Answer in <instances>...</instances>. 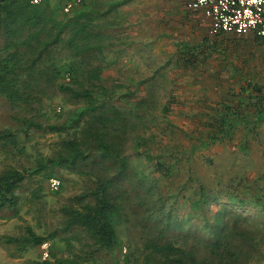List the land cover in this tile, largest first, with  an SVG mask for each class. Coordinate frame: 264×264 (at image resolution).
<instances>
[{"label":"trees","instance_id":"16d2710c","mask_svg":"<svg viewBox=\"0 0 264 264\" xmlns=\"http://www.w3.org/2000/svg\"><path fill=\"white\" fill-rule=\"evenodd\" d=\"M34 1L0 0V98L16 109L35 113L33 116H39V104L42 107L43 102L51 101L49 90L61 93L76 106L60 124L20 117L17 130H0V144L22 150L19 146L31 130L56 134L61 139L51 155L36 156L34 173L47 175L64 169L91 181L87 192L72 197L62 207V223L50 235L54 241L59 234H74L64 238L69 255L58 257L52 247V254L37 264H99L105 254L123 251L130 228L140 229L144 244L140 248L129 246L124 260L114 264H264V228L257 229L247 215L224 206L216 214L207 212L210 194L204 185L199 186L197 197L191 198L196 199L186 221L172 215L163 195L158 203H151L155 206L150 210L145 208L147 198L155 194L153 189L161 191L159 180L168 183L182 173L177 162L167 160L172 155L136 152V130L148 121L145 115L149 110L157 107L154 101L159 99L158 93L154 96L155 91H149L153 103L145 99L133 104L123 97L124 106H120L114 101V91L109 95L102 84L105 52L117 39L112 31L122 22L121 0H83L70 13L62 12L61 5H53L52 0ZM228 35L215 37L222 40ZM252 38L264 44V38ZM203 40L197 47L175 44L180 50L176 68L181 63L186 69L195 68L208 53L213 54L218 45L208 37ZM160 70L154 71L155 75ZM161 86L155 83L150 87L160 91ZM239 86L226 91L215 117L204 125L206 139L200 140L204 146L230 139L240 128L249 138L264 126V85L248 79ZM140 162L145 167L140 168ZM149 168L154 170L146 174ZM27 178L15 168L0 170V210L17 209V192ZM261 178L251 186L263 192L255 197L263 206ZM79 236L85 242L82 253L71 241ZM48 240L27 227L22 239L6 238L5 242L25 250Z\"/></svg>","mask_w":264,"mask_h":264},{"label":"rangeland","instance_id":"374dc122","mask_svg":"<svg viewBox=\"0 0 264 264\" xmlns=\"http://www.w3.org/2000/svg\"><path fill=\"white\" fill-rule=\"evenodd\" d=\"M135 1H120L122 22L116 31H112L117 39L112 40L110 51L105 52L102 84L109 90V95L114 91V101L120 106H124L125 100L137 104L146 99L148 104L153 103V96L149 91H155L154 96L158 93L159 99L154 101L157 107L151 108L147 115L143 113L148 121L136 130V152L154 156L172 155L167 160L177 162L182 173V176H175L168 183L159 180L157 187H161V191L153 189L155 194L147 198L148 205L145 208L150 210V207L155 206H151V203H158L163 195L166 199L165 206L170 207L172 215H179L186 221V217L192 212V201L196 199L194 197L191 201V198L197 197L199 186L204 185L210 194V201L205 207L207 212L216 214L224 206L247 215L257 229H263L264 205L260 206L255 200L256 193L262 195L263 192L256 187L253 189L251 185L258 178L264 177V126L259 129L258 134L249 138L244 129L240 128L223 142L204 146L200 140L206 139L204 125L215 117L217 105L225 99L226 91L238 90L242 81L248 79L264 85V44L253 41L252 36L236 37L229 34L221 40L210 35L208 28L202 31L200 26L197 29L190 24L189 29H181V21L175 16L169 19L175 22L169 33L172 37L182 36L181 34L186 36V40L181 37L183 40L179 43L197 47L208 37L218 45L212 55L208 53V57H203L205 54L202 56L197 67L186 69L184 63H181V67L176 68L175 61L180 52L176 43L157 41L162 31L164 35L167 33L166 27H161V19L157 15L160 11L156 7L160 4H157V0ZM152 1L155 6H151ZM51 3L55 6L60 4L63 12L66 2L52 0ZM140 9L142 11H138ZM115 17L116 14L113 13L112 19ZM154 36L156 39L153 41L144 40ZM1 45L0 40V47ZM158 69L161 70L155 75L154 71L157 72ZM66 81H70L69 76ZM141 81L144 83L140 84ZM155 83L162 85L166 91L164 88L160 91L152 90L150 86ZM49 97L51 101L43 102L42 107L40 104L37 106L39 116H33L35 113H30L25 108L16 109L7 100L0 98V130H17L20 117H36L37 121H49L52 124L63 123L68 117V111L73 110L76 105L61 93L55 94L53 90H49ZM60 139L56 134L31 130L30 135L19 146L22 150L3 148L0 144V170L15 168L28 177L17 192V209L0 210V264L42 262L45 260L44 245H47L49 256L52 254V247L56 249L58 257L66 258L69 255L65 239H70L74 234H59L54 241L50 235L62 223V207L68 205L72 197L87 192L91 181L64 169H55L52 174L47 175L34 173L36 156L51 155ZM245 147L248 149L245 150ZM138 166L143 168L145 164L140 162ZM151 170L154 169L147 170L146 174H150ZM51 178L60 180L58 189L51 188ZM260 181L262 185L264 181ZM147 191L150 192L148 188ZM194 223L198 224V221ZM27 227L37 235L49 237V240L39 247L25 250L19 244L5 242L6 238L22 239ZM170 234L174 235L173 231ZM125 236L127 238L123 241V251L118 249L112 254H105L99 264L123 261L129 246L140 248L144 244V235L139 228H130ZM71 241L80 252L85 249L83 237L79 236Z\"/></svg>","mask_w":264,"mask_h":264},{"label":"built area","instance_id":"2783aa9c","mask_svg":"<svg viewBox=\"0 0 264 264\" xmlns=\"http://www.w3.org/2000/svg\"><path fill=\"white\" fill-rule=\"evenodd\" d=\"M38 3V0L34 1ZM83 0H69L63 11L70 13ZM187 8L191 12L202 11L211 21L210 35L230 34L238 37L256 36L264 38V0H189ZM52 189H58L60 180L51 178ZM44 259L49 257L44 245Z\"/></svg>","mask_w":264,"mask_h":264},{"label":"crops","instance_id":"0c3cea01","mask_svg":"<svg viewBox=\"0 0 264 264\" xmlns=\"http://www.w3.org/2000/svg\"><path fill=\"white\" fill-rule=\"evenodd\" d=\"M133 1L135 0H132L131 3H133ZM139 1L144 2L143 0H136L135 2H139ZM188 1L189 0H157V4H160L158 7H156L158 8V11H160V14L157 13V15H159V18L162 21H164V22H161L160 20L159 23L161 27H166V30H167V33H165L166 35H164L163 31L161 32V34L158 35L157 41H162V42L169 41L174 44V43H179L180 40L181 41L183 40V38L181 39V37H184L183 34H181L182 36L177 35V37H174V36L172 37V35L169 33V31L175 26V22L169 21V19L170 18L172 19L175 16H178L181 21V24L179 27L181 29L184 28L186 30L188 28V24H190L191 26L195 25L197 29H199L198 26H200L201 28H203L202 31H204V29L206 28H208L209 30L211 26V21L204 16L202 11L192 12L193 14L190 13L191 11H189L187 8ZM154 4H155L154 1H152L151 6H155ZM138 11H142V10L140 9ZM186 11L187 12L189 11L188 12L189 14ZM189 31L192 32L191 30ZM163 35L165 37H163ZM160 36H162L163 38ZM155 39H156L155 36L154 38H150V39L144 38V40L146 41H153ZM184 39L186 40V36L184 37Z\"/></svg>","mask_w":264,"mask_h":264}]
</instances>
